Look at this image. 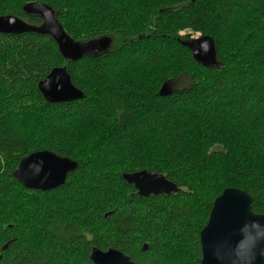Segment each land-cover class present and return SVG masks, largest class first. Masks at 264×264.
I'll return each mask as SVG.
<instances>
[{
  "label": "trees",
  "instance_id": "16d2710c",
  "mask_svg": "<svg viewBox=\"0 0 264 264\" xmlns=\"http://www.w3.org/2000/svg\"><path fill=\"white\" fill-rule=\"evenodd\" d=\"M29 1L49 5L73 39L112 45L72 61L50 34L0 33V264H96L93 248L174 264L180 242L200 264L224 189L247 191L264 214V0H21L0 15L41 25ZM184 28L214 40L215 62L195 59ZM57 66L83 98L46 100L38 83ZM181 76L191 84L173 88ZM78 127L96 134L89 151ZM44 149L78 166L54 189L27 188L13 171ZM145 168L180 190L140 196L123 173Z\"/></svg>",
  "mask_w": 264,
  "mask_h": 264
},
{
  "label": "water",
  "instance_id": "95a60500",
  "mask_svg": "<svg viewBox=\"0 0 264 264\" xmlns=\"http://www.w3.org/2000/svg\"><path fill=\"white\" fill-rule=\"evenodd\" d=\"M29 14H38L41 25H32L15 15H0V33L36 31L50 34L57 42L60 52L69 60L76 61L85 55L107 51L112 39L103 36L88 42L77 41L67 34L54 10L42 2H29L23 7ZM197 61L207 63L216 60L214 40L198 36L185 42ZM39 90L47 101L68 102L84 97L74 85L67 66H57L38 83ZM161 95L171 94L166 83ZM78 162L51 150H37L24 156L13 176L25 187L35 190H51L66 182L68 174ZM140 196L170 194L180 187L164 174L145 168L123 173ZM202 258L200 264H264V214L252 209L251 195L237 187H227L216 197L209 219L200 232ZM145 244L143 249H146ZM96 264H138L116 249L102 251L93 248L90 255Z\"/></svg>",
  "mask_w": 264,
  "mask_h": 264
},
{
  "label": "rangeland",
  "instance_id": "374dc122",
  "mask_svg": "<svg viewBox=\"0 0 264 264\" xmlns=\"http://www.w3.org/2000/svg\"><path fill=\"white\" fill-rule=\"evenodd\" d=\"M15 1H19L20 2L21 0H0V9L4 8L7 5L16 4ZM29 2H33V1H29ZM29 2H27V3H29ZM27 3L25 2L24 5H22V8ZM75 8L79 9L82 12L84 11V12L88 13L86 11V10H88L87 7L80 6V7H75ZM85 16L86 15L84 13L81 17H85ZM232 28L234 30H237L238 32H240V34H241L240 36L244 35V34L241 33V29L236 24L233 23ZM251 30L252 29L250 27L249 31H251ZM187 33H189L191 35V38H195L197 36L202 35L201 31H195L194 30L193 33H192L189 28H184V29H181L179 31L180 35H185ZM5 34H8V33H5ZM3 40H5L7 42H11L10 37L4 38ZM121 42H122V37L119 38L118 44H116V46H120ZM0 43L2 44L1 38H0ZM15 55H18V54H15ZM190 84H191V79L188 76H181V77L175 79L172 82L173 88L178 89V90L183 88V87L189 86ZM30 100L31 99H28L26 101V105L29 104ZM77 129L82 130L83 133L86 135V137H85V139H86L85 150L89 151L90 144H92L95 141V139H96V134L93 135V132H91L89 130H86V129L82 128V127H78ZM76 183H78V186L81 184L80 182H76ZM78 191L82 193L83 190L79 189ZM21 196H22V194L20 193L19 196H17V198H20ZM174 251H177L176 255L174 256V258L171 259V260L175 261L174 264H177V263H180V264H193L194 251H193V249H192V247L190 245H188L187 243H184V242H180V243H178L176 245V248H175Z\"/></svg>",
  "mask_w": 264,
  "mask_h": 264
},
{
  "label": "clouds",
  "instance_id": "9594fccd",
  "mask_svg": "<svg viewBox=\"0 0 264 264\" xmlns=\"http://www.w3.org/2000/svg\"><path fill=\"white\" fill-rule=\"evenodd\" d=\"M200 36H202V35H200ZM200 36H199V37H200Z\"/></svg>",
  "mask_w": 264,
  "mask_h": 264
},
{
  "label": "flooded vegetation",
  "instance_id": "af4514ba",
  "mask_svg": "<svg viewBox=\"0 0 264 264\" xmlns=\"http://www.w3.org/2000/svg\"><path fill=\"white\" fill-rule=\"evenodd\" d=\"M42 23H43V21H42ZM42 23H41V24H42Z\"/></svg>",
  "mask_w": 264,
  "mask_h": 264
},
{
  "label": "built area",
  "instance_id": "2783aa9c",
  "mask_svg": "<svg viewBox=\"0 0 264 264\" xmlns=\"http://www.w3.org/2000/svg\"><path fill=\"white\" fill-rule=\"evenodd\" d=\"M198 37V36H197Z\"/></svg>",
  "mask_w": 264,
  "mask_h": 264
}]
</instances>
